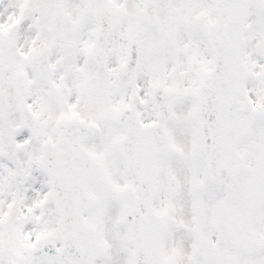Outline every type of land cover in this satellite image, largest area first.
I'll list each match as a JSON object with an SVG mask.
<instances>
[{
	"label": "snow or ice",
	"instance_id": "1",
	"mask_svg": "<svg viewBox=\"0 0 264 264\" xmlns=\"http://www.w3.org/2000/svg\"><path fill=\"white\" fill-rule=\"evenodd\" d=\"M0 264H264V0H0Z\"/></svg>",
	"mask_w": 264,
	"mask_h": 264
}]
</instances>
